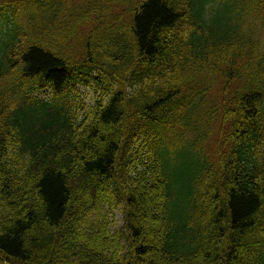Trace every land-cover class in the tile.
Listing matches in <instances>:
<instances>
[{"label": "trees", "instance_id": "1", "mask_svg": "<svg viewBox=\"0 0 264 264\" xmlns=\"http://www.w3.org/2000/svg\"><path fill=\"white\" fill-rule=\"evenodd\" d=\"M0 264H264V0H0Z\"/></svg>", "mask_w": 264, "mask_h": 264}, {"label": "rangeland", "instance_id": "2", "mask_svg": "<svg viewBox=\"0 0 264 264\" xmlns=\"http://www.w3.org/2000/svg\"><path fill=\"white\" fill-rule=\"evenodd\" d=\"M82 92H84V95H83V97H85L86 98V100H88L89 99V95H90V93L88 92V91H82ZM88 92V93H87ZM86 93L88 94V95H86ZM185 161L187 162V159H185ZM114 222H116V223H118L119 222V224H120V216L119 215H116V216H114V221L112 222V224L114 223Z\"/></svg>", "mask_w": 264, "mask_h": 264}]
</instances>
